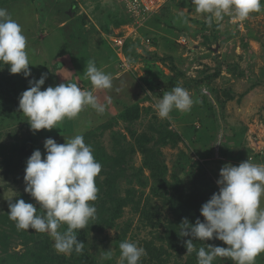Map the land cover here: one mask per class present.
<instances>
[{
	"label": "rangeland",
	"instance_id": "374dc122",
	"mask_svg": "<svg viewBox=\"0 0 264 264\" xmlns=\"http://www.w3.org/2000/svg\"><path fill=\"white\" fill-rule=\"evenodd\" d=\"M0 8L27 38L31 72L12 75L0 65V264H73L75 251L57 253L47 234L18 230L8 213L18 199L39 211L25 192L26 162L37 149L43 158L46 139L63 144L77 134L102 165L96 217L81 240L88 260L117 264L119 244L128 240L146 250L140 264H197L196 252L187 255L184 246L190 237L175 227L178 216L179 226L185 218L194 224L188 210L200 214L219 191L224 165L264 164V5L241 23L224 19L211 27L191 0L167 2L141 26L116 0H0ZM132 29L120 55L112 39ZM89 60L113 78L111 90L95 93L102 103L111 97L106 112L87 107L51 131L33 132L18 107L29 81L47 74L42 91L67 82L90 90ZM177 85L193 106L161 120L154 105ZM194 244L227 247L215 238ZM255 264H264V253Z\"/></svg>",
	"mask_w": 264,
	"mask_h": 264
},
{
	"label": "clouds",
	"instance_id": "9594fccd",
	"mask_svg": "<svg viewBox=\"0 0 264 264\" xmlns=\"http://www.w3.org/2000/svg\"><path fill=\"white\" fill-rule=\"evenodd\" d=\"M191 6L211 27L214 21L219 26L225 16L233 22L247 20L252 13L261 11L262 0H191ZM26 49L27 38L21 26L6 9L0 8V65L7 66L12 75L31 76ZM84 74L92 86L90 90L67 82L42 91L47 74L29 81L18 107L33 132L51 131L64 120L77 118L87 107L97 114L106 112L111 97L102 103L95 93L113 88L111 74L99 69L93 60L87 62ZM202 91H206L203 86ZM193 103L189 91L177 85L165 91L154 108L158 118L166 120L173 110L190 111ZM44 150L43 158L39 149L31 154L24 175L25 192L40 206L39 211L34 204L18 199L9 204L8 218L18 230L47 234L57 253L79 254L84 243L78 239L77 230L96 217V178L102 165L81 134L63 144L48 138ZM217 185L219 191L200 209L203 222L197 219L191 224L185 218L179 226V235L190 237L184 243L187 255L195 251L197 264H214L217 258H229L233 264H255L264 253V164L249 159L239 166L226 164L220 169ZM64 226L66 230L61 231ZM214 238L227 247L203 244L196 249L194 241ZM119 251L117 264H140L147 254L143 247L128 240L119 244ZM111 255V250L105 252V258Z\"/></svg>",
	"mask_w": 264,
	"mask_h": 264
},
{
	"label": "built area",
	"instance_id": "2783aa9c",
	"mask_svg": "<svg viewBox=\"0 0 264 264\" xmlns=\"http://www.w3.org/2000/svg\"><path fill=\"white\" fill-rule=\"evenodd\" d=\"M171 0H116L123 9V13L128 19H131L135 24H143L152 14L163 7L167 2ZM262 5H264V0H262ZM224 19L229 20L232 23H241L239 21L233 22L229 16H225ZM132 31L127 35H114L112 41L117 49L118 53L121 55L123 47H125L126 39L130 36ZM131 37V36H130ZM149 43V39L145 40ZM121 65L127 67V61L122 60Z\"/></svg>",
	"mask_w": 264,
	"mask_h": 264
},
{
	"label": "trees",
	"instance_id": "16d2710c",
	"mask_svg": "<svg viewBox=\"0 0 264 264\" xmlns=\"http://www.w3.org/2000/svg\"><path fill=\"white\" fill-rule=\"evenodd\" d=\"M20 154L21 155H24L25 156V154H27L25 151H23V150H21L20 151ZM154 193V192H153ZM177 199V198H176ZM175 201H177V200H175ZM120 204H123L122 202H120ZM171 205H174L173 203L171 204ZM174 208V210H178V211H183L184 209H182L181 207H179V206H177V207H173ZM178 211H176L177 213H178ZM180 213V212H179ZM188 217H189V219H190V221H193L194 222V224H195V222H196V220L197 219H200L201 220V222H203V217L197 212V211H195V212H193V210L192 209H190V210H188V213L186 214ZM180 216H178V219L176 220V224H175V227H179V220H180V218H179ZM193 224V223H192ZM87 230H88V228H87V226L85 227V228H83V229H80V230H77V237H78V239L81 241L84 237H85V235H86V232H87ZM172 241V240H171ZM82 242V241H81ZM195 242V241H194ZM173 246V249H174V245H172ZM195 257H197L196 255H195ZM56 257H54V256H51V255H47V257H45L44 259H46V260H53V259H55ZM71 258H72V263L73 264H93V262H92V260H88V258L86 257V255L83 253V250H82V252L81 253H79V254H77L76 252H73V254H72V256H71Z\"/></svg>",
	"mask_w": 264,
	"mask_h": 264
}]
</instances>
